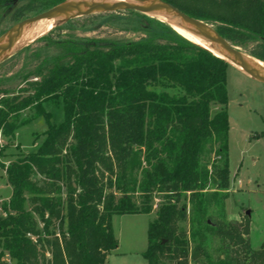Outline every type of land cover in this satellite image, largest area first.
<instances>
[{
  "label": "trees",
  "instance_id": "trees-1",
  "mask_svg": "<svg viewBox=\"0 0 264 264\" xmlns=\"http://www.w3.org/2000/svg\"><path fill=\"white\" fill-rule=\"evenodd\" d=\"M17 1L0 0V6ZM161 1L216 24L227 40L264 44V0ZM141 16L154 26L135 41L51 42L54 56L23 78L26 87L11 93L0 86L4 136L13 137L30 122L21 119L29 109L47 124L37 151L6 169L12 190L0 218V246L15 264H106L117 248L112 217L148 215L154 193L163 194L164 201L147 227V264H264V240L258 250L250 248L248 217L211 224L208 216L210 197L229 187L230 66L166 24ZM49 101L61 104L59 126L49 122L44 108ZM213 106L219 109L213 112ZM257 138L264 139V132ZM207 147L214 156L211 172L200 166ZM142 164L137 207L130 179ZM32 176L43 179L34 182ZM187 203L196 226L190 238L179 229ZM33 214L39 215L42 231ZM52 226L57 231H50ZM206 232L227 254L217 263L203 247Z\"/></svg>",
  "mask_w": 264,
  "mask_h": 264
},
{
  "label": "rangeland",
  "instance_id": "rangeland-1",
  "mask_svg": "<svg viewBox=\"0 0 264 264\" xmlns=\"http://www.w3.org/2000/svg\"><path fill=\"white\" fill-rule=\"evenodd\" d=\"M54 0H21L0 6V37L18 22L48 11L52 7L45 2ZM229 46L246 58L264 63V44L261 41H231L223 38L216 24H208ZM154 26L152 22L139 14L129 12L99 14L92 17L75 18L64 21L46 36L6 56L0 62V86L11 93L20 87H26L23 78L39 67L45 60L54 56L51 42L72 40H111L117 42H132L143 35L146 27ZM22 48V49H21ZM32 77V76H31ZM36 79H30L33 82ZM29 83V84H30ZM226 92L228 116V160L229 187L227 191L215 193L208 201V216L211 224L241 222L246 217L250 221L249 242L252 250H258L264 240V139L257 138L264 132V85L249 79L232 67L226 70ZM44 108L51 114L50 124L59 126L63 120V110L60 103L49 101ZM219 109L213 106L212 111ZM34 111L26 110L21 119L30 122L18 128L14 136H4L0 131V218L5 217L6 207L11 197V187L7 183L6 169L8 166L34 153L43 141V133L47 129L44 118H33ZM214 156L205 148L200 158V166L212 171ZM134 168L131 172V187L129 194L133 196L136 206L141 205L140 185L142 170ZM43 178L32 176L34 182ZM209 185L208 192H212ZM29 198V196H26ZM163 194H153L151 210L148 215H123L112 217V229L117 240V248L110 252L106 264H147L143 253L147 247L146 231L148 224L153 222L160 206L163 204ZM31 203L25 208L32 209ZM246 212H250L247 216ZM37 229L43 230L39 215L33 214ZM194 215L187 203V217L179 223L180 231L190 238L195 229ZM57 231L56 226L49 228ZM204 249L213 263L227 256L221 248V241L212 233H204ZM198 242V240H197ZM193 240L189 239V248H194ZM0 263L15 264L9 254L0 246ZM172 264V263H168ZM193 264V263H191ZM201 264V263H198Z\"/></svg>",
  "mask_w": 264,
  "mask_h": 264
},
{
  "label": "water",
  "instance_id": "water-1",
  "mask_svg": "<svg viewBox=\"0 0 264 264\" xmlns=\"http://www.w3.org/2000/svg\"><path fill=\"white\" fill-rule=\"evenodd\" d=\"M148 2L149 4L136 5L130 4L128 2H121L119 4H101L92 2L80 3L65 0L64 2L52 7L46 12L24 19L12 26L0 37V54L7 48L9 44L17 42L26 27L43 19H53L59 15H66V21H68L75 18L91 17L99 14L118 12H135L140 15L147 16L149 13L163 11L175 17H178L182 21V23L187 25L197 35H199L201 38L207 39L210 43L217 47L225 55L226 58L241 67V73L244 76L264 85V73L250 67L248 60L242 54L232 49L229 46L228 42L223 40L213 30V28L208 25V23L191 18L161 0H148ZM216 58L224 61L230 66V64L226 60L219 57ZM2 59L3 58H0V62L2 61ZM246 215L249 216L250 212H246Z\"/></svg>",
  "mask_w": 264,
  "mask_h": 264
},
{
  "label": "bare ground",
  "instance_id": "bare-ground-1",
  "mask_svg": "<svg viewBox=\"0 0 264 264\" xmlns=\"http://www.w3.org/2000/svg\"><path fill=\"white\" fill-rule=\"evenodd\" d=\"M71 2H92V3H101V4H119L121 2H128L130 4L136 5H143L149 4L148 0H70ZM146 1V2H145ZM147 17L157 20L161 23L166 24L169 26L175 33L179 36L184 38L185 40L196 44L214 56L222 58L226 60L230 67L241 73V67L229 60L225 57V55L212 43H210L207 39L201 38L197 35L194 31H192L187 25L182 23V21L167 12H153L149 13ZM66 15H59L53 19H43L38 22H35L24 29L20 38L17 40L16 43H11L7 46V48L0 54V58H4L9 56L13 52L17 50V48L21 47L24 48L25 46L32 44L33 42L37 41L38 39L46 36L49 32H51L55 26L58 24L66 21ZM21 48V49H22ZM245 57V56H244ZM246 58V57H245ZM249 62L250 67L253 69L263 72L264 73V63L246 58ZM242 74V73H241Z\"/></svg>",
  "mask_w": 264,
  "mask_h": 264
},
{
  "label": "crops",
  "instance_id": "crops-1",
  "mask_svg": "<svg viewBox=\"0 0 264 264\" xmlns=\"http://www.w3.org/2000/svg\"><path fill=\"white\" fill-rule=\"evenodd\" d=\"M123 216V215H122ZM114 217V216H113ZM147 232V231H146ZM262 244V243H261Z\"/></svg>",
  "mask_w": 264,
  "mask_h": 264
}]
</instances>
